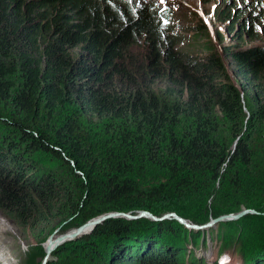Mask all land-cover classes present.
Returning a JSON list of instances; mask_svg holds the SVG:
<instances>
[{
  "label": "trees",
  "instance_id": "obj_1",
  "mask_svg": "<svg viewBox=\"0 0 264 264\" xmlns=\"http://www.w3.org/2000/svg\"><path fill=\"white\" fill-rule=\"evenodd\" d=\"M200 3L214 29L255 38L232 3ZM170 16L126 0H0V209L66 228L109 211L204 222L250 208L260 214L211 231L212 264L237 246L235 259L264 264V46L230 48L215 29L218 50L197 16L187 40L204 63L178 97L195 60L175 49ZM172 220L106 219L47 264H186L204 238Z\"/></svg>",
  "mask_w": 264,
  "mask_h": 264
},
{
  "label": "rangeland",
  "instance_id": "obj_2",
  "mask_svg": "<svg viewBox=\"0 0 264 264\" xmlns=\"http://www.w3.org/2000/svg\"><path fill=\"white\" fill-rule=\"evenodd\" d=\"M126 1L134 5L158 6L159 9L161 10L163 9L164 12H166L168 15H171L170 18L172 19V21L181 27L179 31L180 41H179V44L177 45V48L175 49L177 51L181 49L184 51H188L189 53H191L189 58L194 57L195 62H190V64L188 65L193 64L192 68L191 66H188V68H186L183 74H181L180 76L181 85L178 87V90L176 93L178 97H180V95L185 97L184 95L185 94V84L188 81L187 78L193 77L197 73H199V71H201L199 70V65L204 63L203 61L204 55L201 53L199 49L197 48L193 49L192 47H190L189 46L190 40H187L191 36V33L189 31L191 29H196L199 27L197 25V16L199 19H202V21L204 22L207 30L209 31L210 37L216 46L217 44L215 40V29L219 31L220 35H222L224 43L230 48L233 45L239 48H248L251 46L252 47L253 46H264V0H226V2L228 1L232 3L233 5L232 8H239L238 9L239 11L235 12V17L236 18L242 17L241 19L244 20L242 23L245 26V29L250 27L249 22L252 21L251 24L253 27L255 38H248L246 34L243 32L241 41H237L238 39H235V37H231L232 35L228 33L226 24L217 23L214 29L213 24L215 23V20L212 16L213 6L211 5L206 8L210 11V15L206 16L203 13V8L201 6L200 0H126ZM238 25L239 24L236 22L234 25V28L238 29L239 28ZM217 47H218V50H220L219 46ZM221 57L222 59L224 58L223 55H221ZM224 64H225V68L228 69V65L226 64L225 60H224ZM228 72L230 74V77H232L230 71ZM156 85L157 86L155 87V89H158V91L160 92L165 91L164 90L165 87H168V88L169 86L170 88L172 87L169 84L164 85L158 82H156ZM33 197L37 199L35 196ZM192 207L193 205L190 206L189 209H191ZM43 209L44 208H42L41 211H43ZM141 211H147V210L140 209V210H137L136 212H133L132 210H128L126 212L121 211L123 212V214H127L129 216H136L135 218H127V217L117 214V215H114V217L111 216V217H108L107 219L116 218V217H124V218L133 220V219L141 218V217H137L141 213ZM116 213L117 211L105 212V213H102L95 217L90 218L84 223H88L91 220H96L100 217L102 218V217H105L106 215H109V214L112 215ZM149 213L151 214V216L155 217L156 219H163V216L167 214L168 215L174 214L177 217V219L180 221L179 223H182V225L184 224L183 226L187 228L189 232L194 231V230L200 231V233L202 232L205 245H202L203 244L202 241L199 240V242L197 243L198 248H196V250L193 249V254L186 253L185 255V261L187 262L186 264H188L189 261H193L194 256L196 258L203 259L208 264H212L213 261H215L217 249L220 244L219 243L216 244L213 242L215 235L212 236L211 231H216L219 225L223 223H228V222L218 223V224H215V226L213 227L206 228L207 225H210L212 223L211 218H207L206 221L204 222H196L190 219L188 215L186 217L182 215L179 216L177 212H175L174 210H170V209L164 210L160 215H157V216L154 215L152 212H149ZM247 215H253V214H247ZM151 216L146 215L144 216V218L154 220L152 219ZM53 217H54V220L52 221H50V219H52L50 218L48 221L45 220L44 223H42L41 221H39L38 223L37 220L41 218L40 214L39 215L30 214L23 218H17V217H12L8 215L6 212L0 209V239L2 238L0 240V264H28L26 262V254L29 252L31 248H34L35 246L37 247L43 246L42 248H39L42 251V255L38 257L37 259V263L43 264L42 258L44 256L45 246L49 238L53 237V239L56 240L57 236L61 237L62 234L69 235V234L75 233L76 231L78 232L76 238H79L85 234L90 233L98 224L106 220V219H103L96 224L95 223L91 224V226L87 225L84 228H80L84 223L77 225V226L64 228V224H66V221L61 220L62 218H58L57 216H53ZM177 219L175 218L174 220H177ZM60 220L62 221V223H64L63 225L60 224ZM154 221H157V220H154ZM236 221H230V222H236ZM56 226H59V228L56 229L57 228ZM54 227L56 228L55 230L52 231ZM200 228H206V229L198 230ZM40 230H41V234H38ZM75 239L72 238V240H75ZM191 246L192 244L189 243L188 247H191ZM220 248L221 246L219 247L218 250H220ZM1 249L7 252V255H4ZM227 249L230 250L229 253L231 254L230 255L231 259L227 257L225 258V256H223L221 257V261L218 260V264H222V262L223 264H243V261L241 260V258L235 259L233 257V255H236V256L238 255V250H239L238 246L233 247L232 250L229 248ZM188 254L190 255V257L188 256ZM52 258L53 257L51 256L50 259ZM246 264H252V258L248 259L246 261Z\"/></svg>",
  "mask_w": 264,
  "mask_h": 264
},
{
  "label": "bare ground",
  "instance_id": "obj_3",
  "mask_svg": "<svg viewBox=\"0 0 264 264\" xmlns=\"http://www.w3.org/2000/svg\"><path fill=\"white\" fill-rule=\"evenodd\" d=\"M244 209V208H243ZM241 210L240 212L238 213H234V217L232 218H228L227 219V215H223L219 218H211L212 220V223L210 225H207L206 228H210V227H213L215 226V224H218V223H223V222H230V221H236V220H239L240 218H242L243 216L247 215V214H253V215H259L260 213L257 212L256 210H248L246 212H244V210ZM253 210V211H252ZM229 215V214H228ZM174 217H166V218H163V219H160V220H165V219H173ZM175 219V218H174ZM177 219V218H176ZM160 220H157V221H160ZM178 222H180L178 219H177ZM184 225V224H183ZM206 228H200L198 230H202V229H206ZM77 237V234H72V235H64L62 234L61 237L57 236L56 239L57 240H54L53 237L52 238H49L48 242L46 243V246H45V253H46V256L45 258L42 260L43 264H47L48 261L50 260L51 258V254L52 252L54 251V249L58 248L59 246L69 242L70 240L75 239ZM55 238V237H54ZM2 239V238H1ZM0 239V240H1ZM70 239V240H69ZM4 241V240H3ZM2 241V242H3ZM1 242V243H2ZM2 250V249H1ZM4 255H7V252H5L4 250H2ZM48 253V254H47ZM3 255V254H2ZM3 259V257H2Z\"/></svg>",
  "mask_w": 264,
  "mask_h": 264
},
{
  "label": "water",
  "instance_id": "obj_4",
  "mask_svg": "<svg viewBox=\"0 0 264 264\" xmlns=\"http://www.w3.org/2000/svg\"><path fill=\"white\" fill-rule=\"evenodd\" d=\"M244 210V212H246V211H248V210H251L250 208H244L243 209ZM253 211V210H252ZM117 214H119V215H122V216H124V217H127V218H135L136 216H129V215H127V214H123V212H121V211H118L116 214H112V215H106L105 217H100V218H98V219H96V220H91L90 222H88V223H84L80 228H84V227H86L87 225H89V226H91V224H96V223H98L99 221H101V220H103V219H107L108 217H111V216H113L114 217V215H117ZM146 215H149V216H151V214L149 213V212H147V211H141V213L137 216V217H144V216H146ZM174 217V218H177L174 214H172V215H165V216H163V218H166V217ZM152 217V219H154V220H160V219H156L155 217H153V216H151ZM232 217H234V214H229V215H227V219L228 218H232ZM195 228H197V227H195ZM78 232L76 231L75 233H72V234H77ZM72 234H69V235H72ZM57 240V239H56ZM48 254V253H47Z\"/></svg>",
  "mask_w": 264,
  "mask_h": 264
}]
</instances>
